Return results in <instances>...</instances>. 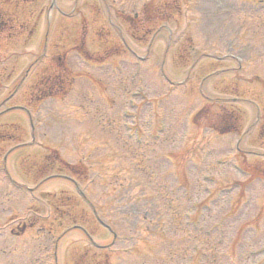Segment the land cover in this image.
<instances>
[{
    "label": "rangeland",
    "instance_id": "1",
    "mask_svg": "<svg viewBox=\"0 0 264 264\" xmlns=\"http://www.w3.org/2000/svg\"><path fill=\"white\" fill-rule=\"evenodd\" d=\"M169 1L171 9L174 0ZM234 1L243 8L261 0ZM165 2L167 0H105V3L103 0H0V62L9 60L14 67L7 81H0V98L11 95L19 86L17 94L0 111L11 106L26 108L31 112L36 137L32 147L18 153L26 144L17 142L33 141L30 135L34 126L22 112L0 120V227L7 219L13 221L11 226L17 232L16 240L1 241L0 264H106L104 260L109 264H264V179L259 180V172H252L253 177L245 173L249 175L246 177L241 171L240 175L236 173L228 164L230 145H226L228 142L235 146L236 135L222 145V142H214L224 141L226 137L212 131L221 127L224 115L232 113L245 119L242 133L251 127L256 108L246 100L257 103L264 115V8L253 13H234L231 12L233 6L238 4L231 2L230 7L226 8L224 3L214 14L212 8L218 4L217 0H202L196 11L201 0L197 5L178 0L175 9L164 15L171 35L167 29L163 31L148 53L161 23L149 24L146 20L159 16H152L155 10L154 14L163 15ZM187 5L191 8H186ZM60 10L64 16H60ZM169 41L172 47L166 51ZM127 43L139 57L148 54L149 57L138 61ZM79 44L84 49L82 52L87 51L91 57L104 56L99 65L105 61L106 66L102 68L93 61L88 66L80 62L74 54V47ZM192 48L195 51L208 48L214 55L229 53L228 56L239 59L243 67L237 68L234 60L216 65L202 60L190 75L195 56L189 57ZM165 52H168L166 57ZM35 61L39 62L25 78L26 70ZM227 68H234L237 73L224 74L206 84L204 91H214L218 100L206 106L203 118L198 119L200 128L193 126V115L204 103L201 81L209 73ZM0 74L6 77L8 72L0 71ZM186 77V86L175 87V93L169 94V80L178 82ZM55 82L64 90L68 89L66 95L45 104L36 101V96L41 98L50 93ZM217 95L221 98H216ZM231 97L241 98L243 102L232 101ZM126 114L130 117L127 123ZM226 125L223 122V126ZM248 129L251 135L239 144L238 163L245 172L247 165H253L254 170H264V134L259 135L258 125ZM5 132L15 135L14 141H4ZM128 134L133 139L130 140ZM149 135L153 138L158 135L160 140L150 141ZM140 136L144 138L142 146L137 142ZM12 147L17 148L15 156L9 163H3V157ZM51 150L59 154L56 161L51 160L56 157L50 154ZM87 154H91L93 160L86 165L81 161ZM45 155L51 166H55V174L72 178L70 169L77 162L85 168L80 176L86 174V177L78 181L80 188L91 192L102 189L106 194L102 201L99 193L88 197L99 203L95 204L96 209L101 219L113 228L117 240L100 226L103 222H98L99 225L94 220L90 225L86 220L85 226L77 220L72 222L70 217L84 213L74 204L66 203L72 208L62 207L60 214L50 207L57 197L63 198L57 199L62 204L66 196L74 194L70 183L56 181L44 186L45 193L54 191V194L41 195L46 205L36 202L38 193L32 196L24 193V188H34L42 178L54 174L49 171L51 166L44 164ZM146 157H159V166L148 163ZM95 161L101 166L95 167ZM2 163L18 186L7 179ZM40 167L44 168V173L39 177ZM158 183L174 189L175 195L163 203L159 200L161 203L156 210L151 207L154 204L149 197L161 188L159 185L157 189ZM120 184L127 192L118 196L116 202L121 196L127 201L106 210V203L110 201L107 193L116 194ZM222 187L233 190L228 201L232 214L238 196L239 201L242 196L252 197L250 204V199L246 198L239 212L233 215L238 216L237 220L225 208L227 202L220 204L224 198ZM129 195L131 198L127 199ZM137 199L141 200V205L135 202ZM204 200L207 201L198 213L187 211L197 208ZM225 200H229L228 195ZM204 208L210 209L203 213ZM35 210L37 212L29 216ZM168 215L174 229L164 227ZM187 217L192 225L180 228ZM32 218L34 226L28 222ZM146 218H153L151 226L146 225L143 220ZM71 224L90 231L92 235L88 233V238L98 245L114 244L104 252L107 258H102V251H93L90 242L76 232L58 244L60 233ZM197 224L211 229L228 227L224 246H212L198 235ZM258 226L259 235L255 237L251 232ZM204 244L213 249L206 250ZM191 245L203 252L190 257ZM131 248L133 255L126 257ZM91 252L94 255L89 261L86 255Z\"/></svg>",
    "mask_w": 264,
    "mask_h": 264
}]
</instances>
